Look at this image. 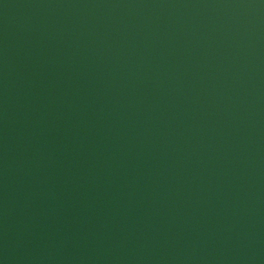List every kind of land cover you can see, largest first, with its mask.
<instances>
[{
	"label": "water",
	"instance_id": "95a60500",
	"mask_svg": "<svg viewBox=\"0 0 264 264\" xmlns=\"http://www.w3.org/2000/svg\"><path fill=\"white\" fill-rule=\"evenodd\" d=\"M0 264H264V0H0Z\"/></svg>",
	"mask_w": 264,
	"mask_h": 264
}]
</instances>
